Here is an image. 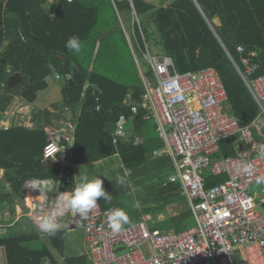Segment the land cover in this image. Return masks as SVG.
<instances>
[{"label":"trees","instance_id":"trees-1","mask_svg":"<svg viewBox=\"0 0 264 264\" xmlns=\"http://www.w3.org/2000/svg\"><path fill=\"white\" fill-rule=\"evenodd\" d=\"M159 3L157 6L134 0L140 24H133V9L127 0H0V61L6 62L0 63V119L16 98L34 103L38 93L47 88L46 79L56 72L65 81L64 106L69 107L78 121L73 163H92L119 154L130 179L146 175L150 153L163 149L164 144L150 140L139 146L114 145L113 136L106 131L107 124H117L122 117L137 124L143 121V111L133 115L124 105L128 96L141 101L144 92L140 77L136 82L127 81L120 56L122 49L132 54L123 31V27L130 30L132 26L133 48L141 58L147 44L153 54L172 57L180 73L215 68L229 96V111L240 126H251L254 138L264 143V131L255 123L259 107L235 68L236 65L242 69L241 61L248 57L257 66L254 78L264 76V0H159ZM72 36L80 38L79 53L65 47ZM238 47H243L244 53H239ZM8 67L12 68L11 73ZM143 70L150 75L145 62ZM16 73L23 75V81L9 90L7 81ZM91 96L100 98L99 112L84 105ZM51 115L47 111L36 113L34 129L24 126L0 129V170L5 171L3 179L0 178V210L3 206L13 208L16 199L23 201L28 181L58 179L60 170L43 162L48 140L45 127ZM56 117L62 119V113ZM89 145L90 150L92 147L100 153L89 156L86 153ZM220 147L214 159L233 156L242 146L235 140H225ZM125 179L124 186L116 181L103 186L112 196L110 203L98 201L103 210L123 209L129 216L130 222L124 225L127 227L140 222L141 216L125 210L131 193L130 179ZM225 181L227 176L215 177L207 172L205 187L209 189ZM160 192L161 197L168 198H163L162 206L147 212H164L176 203H182L186 209L169 216L156 228L181 232L193 227L195 220L180 187L171 184ZM67 239L65 229L54 235L36 230L0 234V249L5 250L7 264H61L58 258L63 260L62 264H92L85 255L67 257ZM39 241L43 244L41 249L33 248Z\"/></svg>","mask_w":264,"mask_h":264},{"label":"built area","instance_id":"built-area-1","mask_svg":"<svg viewBox=\"0 0 264 264\" xmlns=\"http://www.w3.org/2000/svg\"><path fill=\"white\" fill-rule=\"evenodd\" d=\"M127 1L133 9V24H140L134 0ZM21 38L25 41L22 34ZM237 50L244 53L243 47ZM141 54L150 75L135 55L144 92L141 101L128 96L124 105L133 115L143 111V121L155 124L174 168L164 185L180 187L195 225L175 232L149 228L146 221H140L113 232L108 221L111 209L103 210L97 201V207L81 222L87 249L83 255L92 264H264V212L257 209V199L258 204H264V143L254 138L251 126H240L229 111V96L215 68L180 73L172 57L153 54L147 44ZM241 66L242 69L236 65L235 68L262 118L264 76L254 78L257 66L248 57L242 59ZM11 71L8 67V73ZM94 104L99 112V97L94 98ZM61 113L62 119H54L45 128L48 140L43 150L44 162L63 149L72 152L77 129L75 115L67 106ZM1 128L9 129L6 124ZM112 136L114 145L142 144L140 137L121 125ZM225 140H235L242 147L233 156L214 159ZM207 172L215 177L227 176V181L207 189ZM34 186L44 189L47 184H29L30 188ZM254 188L262 189L261 199L252 195Z\"/></svg>","mask_w":264,"mask_h":264},{"label":"crops","instance_id":"crops-1","mask_svg":"<svg viewBox=\"0 0 264 264\" xmlns=\"http://www.w3.org/2000/svg\"><path fill=\"white\" fill-rule=\"evenodd\" d=\"M130 50L135 58V54L132 51L131 47ZM135 63H136V59H135ZM136 67L139 72L137 63H136ZM58 76L60 75L54 72L46 79L47 88L38 93L37 100L34 103L29 104L21 98H16L14 104L9 108L6 115L0 119V129L2 130L1 127L4 126L5 124L9 128L10 126H24L29 129H34L37 126V123H34L33 121V118L35 117L34 115L36 113L44 112V111H47L50 114H52L51 121L46 125V127L50 126V124H52V121L54 119L58 120L56 115L59 112H61L65 102V95H64L65 81L64 78H62L61 76H60L61 78L58 79ZM88 87L89 84L86 85L85 87L86 90L88 89ZM90 98L94 99V97L91 96L84 101V105L86 107H89V105H87V102H89L88 104H90L89 101ZM80 112H81V108L78 111V115H80ZM75 123L77 125L78 121L75 120ZM114 125H116V127L118 125H121L126 131L130 132V134L140 137L142 139V143H146L150 140H155V142L158 144H162V143L164 144V142L159 138L157 134L156 126L153 122L142 121L140 124H137L133 119H126L125 117H122L120 121ZM111 135H113V133ZM164 149H165V144L163 149H156L155 151L150 153L146 165L148 169V171L145 172L146 175H142L135 179L134 178L130 179L129 174L124 168L121 156L119 154L92 163L74 164L72 152L68 153L67 149H63L55 158L46 162L43 161L47 167L56 168L60 170L58 179L56 181L52 179H46V180L33 179L28 181L24 186L23 201L19 202L17 199L15 200L13 215L16 216V218L14 223H12L9 227L13 228L17 226V224L20 221L23 222L26 220L28 221L31 220L33 224L31 223L32 224L31 225L27 222L26 227H23L24 231H27L28 228L29 229L31 228L30 229L31 231L36 230L42 234H45L46 232L42 231L39 225H40V221H42L46 216L55 217L57 224L60 225V227L56 231L71 226L73 221L68 222L66 227H64L61 223V221L63 220H68L67 217L70 214H72L73 218L76 215V213L71 211V209L69 208L65 197L67 196V194H69L72 191L75 185L79 182L80 175L87 174L90 179L94 177H99L100 179H102L103 186L116 181V177L118 175L124 178L125 177L129 178L130 179L129 187L131 189V193L126 200L127 208L125 210L127 212L128 211L131 212L132 214L133 213H135L136 215L138 214L139 216H141V221H146L147 224L151 223L152 226L156 228L157 225L167 220L169 216H175V215L168 214V211L166 210L160 213L147 212L153 210L157 206L153 205L147 198L136 197L135 190L137 189V186L140 183V181L145 179L147 175H152L159 172V170L165 164V158H170L165 153ZM86 153L90 156V154L96 155L99 154L100 152L92 147L90 150V145H89ZM4 174L5 171L1 169L0 170L1 179H3ZM36 181H40L43 182L44 184H47L46 188L36 189L35 186H34L35 188L34 187L30 188L29 184L35 183ZM6 187L10 189L8 184H6ZM163 187H165L164 184ZM78 227H81V224ZM69 230L67 231L69 232ZM82 255L83 253H81L79 256ZM0 263L7 264L6 254L3 248L0 249Z\"/></svg>","mask_w":264,"mask_h":264},{"label":"rangeland","instance_id":"rangeland-1","mask_svg":"<svg viewBox=\"0 0 264 264\" xmlns=\"http://www.w3.org/2000/svg\"><path fill=\"white\" fill-rule=\"evenodd\" d=\"M148 2L151 4H155L157 6L161 5L159 3V0H148ZM120 21L124 22V20H120ZM123 31L125 33L127 41L129 43V46L131 48H133V42H132V39L134 37L133 27L131 26L130 30L127 26L123 27ZM133 49H132V51H134V54L136 55L137 59L140 61V66L143 67V64H144L143 58H141L139 56V54L135 53V49L134 50ZM150 50L152 51V49H150ZM120 56H121V59L123 61V65L126 69L125 71L127 73V81H132V82L135 81L136 82L140 76H139L138 69L136 67L134 55L129 54L128 50L122 49V54ZM111 75H114V74H111ZM259 121L264 122V117H262V118L258 117V119L255 122L256 125L258 126L259 130L264 131V124L262 122H259ZM173 172H174V168H173V163H172L171 159L165 158V164L159 170L158 173L152 174V175H147L145 177V179L140 181V183L137 186V189L135 190L136 197L147 198V199H149V201L153 205H155L157 207L162 206L164 203L163 198H168V196L166 195L164 197H161L160 191L163 188V184L166 182L168 177ZM182 195H183V193H182ZM252 195L261 199V197L263 196L262 189L261 188H254L252 190ZM258 202L259 201L257 199V209L260 212H264L263 206L258 204ZM185 209L186 208L182 203H176L172 206H168L166 208V211H168V214H174L176 216V215H179L182 212H184ZM13 214H14V207L12 208L9 206H3V208L0 210V221H1V225H2V228L0 229L1 235L12 234L15 232H17V233L29 232V230L31 229V228L30 229L28 228L27 231H24V228H23V227H26L27 222L29 224H31L32 223L31 220H29V221L26 220L23 222L20 221L17 224V226L10 228L9 226L12 223H14L15 218H16V216H14ZM72 217H73L72 214H70L67 217L68 220L61 221L62 225L64 227H66L68 222H72V220H73ZM69 225H70V223H69ZM148 226H149V228L153 227L151 223H148ZM84 242H85V235H84V231L81 229V227H76V228L70 229L68 232V239L66 242V253H65V255L67 257H76V256H79L81 253H86L87 249L85 247ZM42 246H43L42 241L36 242L32 245V247L35 249H41ZM58 261L61 264L63 263V260L60 258H58Z\"/></svg>","mask_w":264,"mask_h":264},{"label":"clouds","instance_id":"clouds-1","mask_svg":"<svg viewBox=\"0 0 264 264\" xmlns=\"http://www.w3.org/2000/svg\"><path fill=\"white\" fill-rule=\"evenodd\" d=\"M65 47L74 53H79L81 50V41L78 36L70 37L65 44ZM247 170V169H246ZM116 182L120 186L126 184V179L122 176L116 177ZM260 181L258 180V183ZM66 202L71 211L78 213L82 218L87 217L90 210L97 207L98 199H102L106 203H110L112 196L110 192L103 187V180L99 177L89 178L87 174L80 175L79 182L75 185L72 191L65 197ZM109 227L113 232H120L124 225L128 224L129 216L121 208L110 210L108 216ZM40 229L46 233L54 235L60 227L57 224L54 216H46L39 225Z\"/></svg>","mask_w":264,"mask_h":264},{"label":"water","instance_id":"water-1","mask_svg":"<svg viewBox=\"0 0 264 264\" xmlns=\"http://www.w3.org/2000/svg\"><path fill=\"white\" fill-rule=\"evenodd\" d=\"M0 63L6 64L5 61H0ZM22 81H23V75L21 73H16L12 77H10L9 80L7 81V87L10 90V89L16 87L17 85H19L20 83H22ZM69 81H70V86H73L74 83L72 82V79H70ZM89 101H90V104H88L89 102H87V105H89L90 108H93L94 107V99L90 98ZM106 128H107V131L111 134L116 131V125H114V124H107ZM80 224H81L80 215L78 213H76V215L73 218V223L71 224V226H69L65 229L66 230L73 229V228L80 226Z\"/></svg>","mask_w":264,"mask_h":264}]
</instances>
